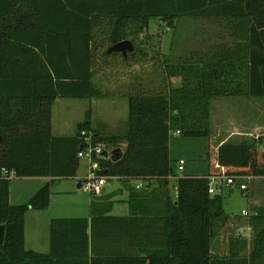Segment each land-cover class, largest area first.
Masks as SVG:
<instances>
[{
	"label": "trees",
	"instance_id": "obj_1",
	"mask_svg": "<svg viewBox=\"0 0 264 264\" xmlns=\"http://www.w3.org/2000/svg\"><path fill=\"white\" fill-rule=\"evenodd\" d=\"M180 19L213 28L194 48L157 58L159 86L140 82L120 95L129 110L124 132L100 135L87 113L74 135L53 136L56 99L112 97L94 82L97 57L119 56L127 66L144 61L154 47L151 22L173 29ZM122 41L133 45L126 58L107 54ZM173 78L180 82L172 84ZM235 98L264 99V0H0V264H262L264 214L249 217L258 248L235 238L227 255H212L228 216L221 194L208 192L210 177L221 169L264 179L262 138L219 146L214 158L220 174L206 177L177 176L169 154L175 132L207 140L210 151L212 104ZM85 137L109 153L124 146L117 162L98 160V174L127 184L129 216L110 215L106 198L88 217L51 219L48 254L27 250L25 213L47 209L52 185L76 177ZM3 170L13 172L12 179L50 181L27 203L11 205L12 179ZM171 178L175 198L167 193ZM130 180L144 187L136 189ZM152 182L158 186L143 191Z\"/></svg>",
	"mask_w": 264,
	"mask_h": 264
},
{
	"label": "rangeland",
	"instance_id": "obj_2",
	"mask_svg": "<svg viewBox=\"0 0 264 264\" xmlns=\"http://www.w3.org/2000/svg\"><path fill=\"white\" fill-rule=\"evenodd\" d=\"M212 28V26L203 21L180 19L176 23L175 28L167 29L161 27L160 21L154 20L150 25V33L155 38L153 41L154 47L148 51L149 54L146 60L139 61L141 63H130L127 66L123 64L119 56L105 59L102 56L97 57L94 82L103 92L112 95V97L110 99L95 100L96 102L92 101L91 107L93 110L99 111V114L96 113L97 117H99L100 113L103 115V112H107L108 115L111 113L110 120H116L117 126L115 127V132L109 135L121 134L126 130L129 119L128 101L120 97V95L130 92L132 89L134 90L140 82L145 87L148 82L159 86L162 78L157 58L163 54L177 56L181 54L182 48L185 50L194 48L202 42L206 33L208 34ZM170 47H172V51H170ZM173 82L172 84H177V80ZM117 99L122 100L118 101ZM251 100L254 101L255 107L251 108L248 105V109H250L253 116L257 115L255 121L261 126L256 137L257 139H263L261 133H264V99L252 98ZM89 105L88 99H57L52 113L53 134L75 133L77 124L86 120ZM215 116L219 119L218 111L215 113ZM63 118L67 120V125L65 129L58 130L57 123ZM100 124L104 125L103 122ZM214 137V140L218 139L217 133H215ZM123 148L124 146L121 148L122 151ZM214 148L215 145L208 151V143L205 139H191L172 135L169 140V154L174 173L179 177H206L209 173L215 172H219L218 174H220V170L217 168L216 160L214 159ZM205 157L206 159H204ZM180 160L185 162L182 172L177 171L178 161ZM89 167L90 164L87 159H80L75 179H63L52 185L50 203L46 210L34 211L33 209H29L31 213L28 216H31V218L27 217L26 226V245L28 247L32 246V241L38 242L40 246L45 245V243L48 245L47 238L43 239L44 232L42 230L35 233L37 226L34 223V218L39 219L41 228H43L44 222L53 218L88 217L90 212L97 207L98 203L107 196H111L110 200L113 201L111 208L112 215L120 217L129 216L126 202L128 193L124 189V186L127 184H123L120 179L99 174L100 176H105V185L100 189V194L96 196L85 193L81 187L77 188V184L88 177ZM100 168L101 171L99 173L103 171L102 167ZM46 183L47 181H41V179H12L10 183L11 201L20 205L27 203L33 194ZM128 184L135 188L137 185H141V188L144 187L143 182L135 180H130ZM157 186V183L152 182L150 188H144L143 191L150 194L153 188ZM212 186L217 190V193L221 194L222 208L229 218L223 229L220 230L225 235L228 244L230 240L235 241L236 237H240L239 231L241 229L247 228V217L242 215V211L252 214L253 208L257 207L264 212V179L254 178L249 182L248 192L240 191L237 186L227 187L224 182L222 183L215 179L212 180ZM174 187L175 179L171 178L167 187V193L171 198L174 195ZM163 189H160V191H163ZM255 202L258 204L253 206ZM38 234H40L42 240L36 236Z\"/></svg>",
	"mask_w": 264,
	"mask_h": 264
},
{
	"label": "crops",
	"instance_id": "obj_3",
	"mask_svg": "<svg viewBox=\"0 0 264 264\" xmlns=\"http://www.w3.org/2000/svg\"><path fill=\"white\" fill-rule=\"evenodd\" d=\"M178 79L179 78H173V79H171V82L174 83L173 81L177 80V84H178L180 82V79L179 80ZM251 99L252 98H237L236 100H233L231 102H225L223 100L222 102L216 101V102H214V104H212L211 121L212 122L216 121V123L214 124L215 129H214V132L212 133V141H211V148H212V146L215 145L214 157L216 155L217 148L224 143H238L242 140L253 141V140L257 139L256 135L258 134V131L261 129V126L255 121V118L257 117V115L253 116L250 112V109H248V105H250L251 108L255 107L254 101ZM56 100H55V102H56ZM95 100L96 99L89 100L90 105H89V109L87 112L89 114V117H90V123H91L92 129L99 132L100 135H107V134H111V133L115 132V127L117 126L116 120H110L111 113L108 115L107 112H103L104 116L101 115V113H100L99 117L96 116V113L99 114V111H95L91 107L92 101H95ZM117 100L121 101L122 99H117ZM55 102H54V104H55ZM95 102H93V103H95ZM54 104H53V107H54ZM243 105H245V106H243ZM256 105H258V104H256ZM229 106L231 108H229ZM53 107H52V113H53ZM217 111L219 112V119H217L215 116V113ZM52 118H53V115L51 114V129H52V134H53ZM214 119H216V120H214ZM101 122H103L104 125L100 124ZM66 125H67V120H65L64 118L60 119L59 122L57 123V129L63 130V129H65ZM215 133H217V136H218L217 140H214L215 139V137H214ZM261 134L263 135L262 148L264 149V133H261ZM72 135H74V133H69V134L60 133L58 135L53 134V136H56V137H63V136L68 137V136H72ZM106 173L107 172L105 171V174ZM106 177H108V176H106ZM75 178H73V179H75ZM21 179H24V178H21ZM28 179H34V180L41 179V181L45 180L47 182L50 181L49 178H28ZM110 197L111 196H107L106 198H110ZM11 198H12V194H11V190H9V203L11 205H13V204L20 205L19 203H13L11 201ZM106 198H103V199H106ZM173 198H175V187H174ZM126 200H127V198H126ZM110 202H111V208H112L113 201L110 200ZM100 203H98V206ZM255 204H258V203L255 202L253 206H255ZM128 209H129V207H128ZM253 210L254 211L252 214L248 213V216H246L247 217L246 219L248 221L247 228L245 227V228L241 229L239 231L240 237H236V239H239L240 243H241L242 239L245 240L248 243V248L250 246L254 249L256 246V241H255L256 237L254 236L253 230L249 224V217L256 216L257 214H261V213L264 214V212L261 211L260 209H258L257 207H254ZM30 211L31 210H28L25 213V217H24V238H25L24 244H25V248L29 251H33V252L38 253V254H48L50 251V244H49V223H50V220L45 221L43 224V228H41V223L39 222V219L34 218V223L37 226L35 233H38L42 230L44 232L43 239L47 238L48 245L45 243V245L40 246V244L38 242H33V241L31 243L33 247L32 246L28 247L26 245L27 244V237H26L27 236L26 235L27 217L29 219L31 218V216H28L31 213ZM34 211H38V210H34ZM110 215H112L111 211H110ZM112 216H116V215H112ZM117 217H119V216H117ZM225 224L217 230L216 236H215L214 241H213L214 243H212V245H211V253L214 256L223 257V256L227 255V253H228L229 242L227 244V239H226L225 235L222 234V232L220 231L221 229H223ZM46 232L48 233V235ZM36 236L40 238V234H38ZM40 239L42 240V238H40ZM256 248H258V246H256ZM259 250H261L260 254H261V258L263 259L262 264H264V244L259 246Z\"/></svg>",
	"mask_w": 264,
	"mask_h": 264
},
{
	"label": "built area",
	"instance_id": "obj_4",
	"mask_svg": "<svg viewBox=\"0 0 264 264\" xmlns=\"http://www.w3.org/2000/svg\"><path fill=\"white\" fill-rule=\"evenodd\" d=\"M84 135V132L82 133ZM173 135H178V132H175ZM104 153L109 154V152L105 149L103 144L93 145L89 137H85V144L81 147L80 151L77 154L79 159L85 158L89 161V175L86 179L80 182V187L85 193L98 195L100 194V189L105 185V176H100L98 173L101 171L99 165V159L102 158ZM185 162L183 160L178 161L177 171L182 172L184 170ZM2 175L8 178H13L14 173L9 172L7 170L2 171ZM254 178L253 176H232L226 175L224 170L221 169V174L217 176L210 177V186H209V194L217 193V190L212 186V180H219L220 182H224L227 187L237 186L240 191L248 192L249 191V182H251ZM236 180H239L236 183ZM141 185H137L136 189H141ZM219 190V189H218ZM220 191V190H219ZM176 196V192H175ZM243 216H248V212L242 211Z\"/></svg>",
	"mask_w": 264,
	"mask_h": 264
},
{
	"label": "water",
	"instance_id": "obj_5",
	"mask_svg": "<svg viewBox=\"0 0 264 264\" xmlns=\"http://www.w3.org/2000/svg\"><path fill=\"white\" fill-rule=\"evenodd\" d=\"M133 51V45L131 41H122L107 49V54L111 53H121L124 58H126L127 53ZM123 156V152L120 148L113 149L109 154L104 153L102 158L109 159L111 162H117ZM206 159V157L204 158ZM77 188H80V182L77 185ZM5 228L0 226V247L4 241Z\"/></svg>",
	"mask_w": 264,
	"mask_h": 264
}]
</instances>
